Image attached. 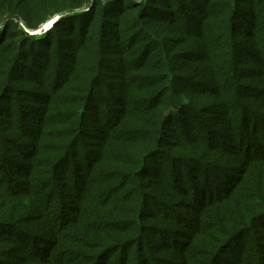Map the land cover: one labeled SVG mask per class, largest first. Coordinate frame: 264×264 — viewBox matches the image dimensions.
<instances>
[{
	"label": "rangeland",
	"instance_id": "rangeland-1",
	"mask_svg": "<svg viewBox=\"0 0 264 264\" xmlns=\"http://www.w3.org/2000/svg\"><path fill=\"white\" fill-rule=\"evenodd\" d=\"M17 1L12 0V10ZM47 1L49 18L40 16L44 20L31 27L28 15H3L0 6V44L5 45H0V84L10 67L4 59L21 64L27 37L49 47L33 53L34 69L31 60L26 68H15L23 82L0 101V264H232L239 238L227 248L224 241L237 218L217 206L192 216L197 210L183 205L191 200L174 183L181 179L182 157L215 155L210 162L230 165L231 174L248 182L264 169L251 162L244 170L240 154L228 145L212 152L203 142L206 137L246 142L247 124L264 129V0L232 2L238 11L250 9L247 22L231 14L232 0L212 5L195 0L190 8L183 6L187 0H165L168 5H159L163 11H154V25L179 38L174 51L135 61L127 56L122 24L117 36L106 39L115 47L109 48L100 80L87 44L94 28L78 35L79 26H89L87 14L69 20L94 13L93 0ZM101 1L105 7L120 2ZM64 19L63 28L52 29ZM15 45L24 50L13 53ZM12 97L17 104L10 106ZM178 99L185 105L172 108ZM246 118L233 131L234 122ZM148 140L146 149L142 143ZM157 147L152 168L130 179V165ZM190 173L195 177L198 170ZM213 173L206 177L217 184L221 178ZM185 183L187 189L196 186L194 179ZM222 215L232 222L224 223ZM137 219L146 226H132ZM187 232L189 237L183 235ZM161 234L164 241L173 239L168 246L159 242ZM258 243L250 241L252 247ZM186 244L184 254L175 250Z\"/></svg>",
	"mask_w": 264,
	"mask_h": 264
},
{
	"label": "trees",
	"instance_id": "trees-1",
	"mask_svg": "<svg viewBox=\"0 0 264 264\" xmlns=\"http://www.w3.org/2000/svg\"><path fill=\"white\" fill-rule=\"evenodd\" d=\"M78 1L76 4H80L81 1ZM120 2H116L111 7H105L103 5V2L101 0H93L94 5V13H80L78 15H74V17H69V20L76 19L81 20L86 17L85 14H87V18H89V26H79V33L78 35L83 36L85 32H89L94 28V34L92 37H89L88 39V47L91 50L92 56L95 58L93 59V63L97 67V74L99 75V79L103 77L102 75V69L104 66V63L106 61V56L110 53L109 48L115 47V44L109 43L106 44V39L108 35L114 33V36H117L119 27L123 24L125 25L126 30V42L125 46L127 47V56L132 57L135 61H137L139 58L145 56L147 53L154 54L156 52H160L161 56L166 57L170 55L174 51V44L173 41H176L178 39L171 38L169 36L161 34L157 29L154 23H156V20L158 17H156V14L154 13L155 10L163 11L162 8H159L160 4H167V1L165 0H146V3L143 5L133 3H126V0H119ZM129 1V0H127ZM232 0L228 3V6L231 8V14L236 15V18L238 21L246 20L248 21V18L251 16L252 12L248 8H244L241 11L236 10L232 6ZM12 0H2L1 3V10L3 15L6 14H14L13 17H19L18 15H28L26 20V24L28 27L38 25V22L44 20L43 18H40V16H47L48 17V1L47 0H18L16 3V9L12 10L11 8ZM36 3L35 9H33V4ZM209 5L214 4V0L208 1ZM127 4V5H124ZM193 4L197 5V2L195 0H187L186 3L183 4L185 8H190L193 6ZM249 6L251 8L250 3H246V7ZM168 8H171L168 6ZM70 9V8H67ZM99 9V11H98ZM63 10H57V13H61ZM165 11V12H170ZM35 14L32 16V14ZM89 14V15H88ZM32 16V22L29 23V19ZM67 16V15H66ZM65 16V17H66ZM70 16V15H69ZM46 19V20H47ZM66 19H64L61 22H55L53 24L52 29L57 30L59 28H63L64 22ZM60 21V20H59ZM242 23H239V26ZM67 28V27H64ZM73 29L76 30L77 26L74 25ZM245 29V27H244ZM68 31V30H67ZM93 32V31H92ZM8 33L6 32V35ZM15 32H9L8 37H13ZM241 36L240 34L234 35V37ZM183 39V38H182ZM64 41L63 43H65ZM169 42V43H168ZM4 43V42H3ZM1 43L0 45H2ZM164 43L166 45H164ZM25 46H27V50L23 52V56L20 61H22L21 64L19 62L13 61L11 59L5 58L4 60L10 61V67L5 73L4 84H0V101L3 100L5 95H9L8 92H16L15 83L17 82H23V78H20L22 75L19 73H15V68H26L29 63V60L32 62V66L36 65V61L33 57V53L38 50H44L45 52L49 50V47H46V42L44 44L42 43H34L33 38H26L25 40ZM41 44V45H40ZM5 45H2L1 48H4ZM14 52L13 53H20L24 50L18 45H15L13 47ZM51 50V49H50ZM25 53V57H24ZM240 57V52L237 53L236 59ZM31 66V67H32ZM13 67V68H12ZM28 67V68H31ZM34 69V66H33ZM34 71V70H33ZM32 71V72H33ZM12 90V91H11ZM23 90V89H22ZM182 94H187L186 91H181ZM185 92V93H183ZM22 94V93H21ZM21 96V95H20ZM24 96V95H23ZM25 97V96H24ZM23 97V98H24ZM184 99H178L174 101L173 105H171L172 108L177 106L178 108H182L184 104ZM17 104V98L12 97L11 104ZM188 108V106H187ZM88 108L87 110H89ZM244 120H238L234 122V129L233 131H237L244 122ZM240 124L238 127L237 124ZM264 125V124H263ZM248 129L247 133L243 135L246 142L243 140L237 139L234 143L231 144H225L223 140L217 141L215 139H211L210 137H206V139L203 140L204 144L208 147H213L212 152H217L220 149H223L225 145H228V147L232 148V150H235L234 152H238L241 156V160L244 164V170H247L249 168L250 163L255 162L260 164L257 169L260 167H264V129L261 127L254 129V123L247 124ZM258 129V130H257ZM231 130V129H229ZM257 130V131H256ZM262 131V133H261ZM259 132L261 134H259ZM161 131H158V135H160ZM254 134L256 137L251 138L249 135ZM150 141L143 142V146L149 144ZM149 145H147L145 148L147 149ZM159 149L158 147L155 149H151L148 151L145 156H142V160L138 162H134L130 165L131 169V175L132 177H129L130 179L134 180L135 177H142L144 169H150L152 168L150 166L151 164V156H153L155 152H157ZM204 154V153H203ZM234 154V153H233ZM204 156V155H203ZM215 157V155L208 154L203 158L192 156L188 158L182 157L180 162L177 166L179 167V174L180 180L174 184L178 187H176L177 191L181 190L184 191V197L186 199H190V204L183 203L186 208L190 209H196L193 215H200L203 214L208 208L216 207L220 210H222L224 213L226 211L231 212V216H234L237 218V222L234 224L236 227L232 234V236L229 235L226 242L225 247L227 248L233 241H237L239 238L240 241V248L238 253L231 254V260L232 264H264V232H261L258 230V228H264V169L263 170H257V174L254 176V180H251L248 182L246 179H237V174H231V168L230 165L228 167H219L220 165L215 162H210V158ZM148 160V161H146ZM179 160L178 158L176 161ZM148 165V166H147ZM58 168V167H57ZM147 170V171H148ZM190 170H198V174L193 177V175L190 173ZM210 170H214V174H216L217 178H221L220 181H217V184H213L211 180L207 179L208 172ZM220 174V176H219ZM190 176L187 178V176ZM211 174V176H213ZM230 177V178H229ZM194 179L195 185L193 188L187 189L188 185L185 183L188 179ZM214 178V176H213ZM215 179V178H214ZM181 181H183V184H179ZM248 182V183H247ZM245 183L247 184L248 188H244L241 184ZM221 184L223 187H226L224 190L221 188ZM204 189H202L203 187ZM209 186H213L211 190H208ZM197 187H201L200 190H197ZM186 188V189H185ZM185 199V200H186ZM184 202V201H183ZM226 202V203H225ZM233 207L234 210H229L225 205ZM214 205V206H213ZM222 220L224 223L228 224L232 221H229V223L226 222L224 215H222ZM196 221V220H195ZM132 226L135 224L136 226H139L140 228H144L146 225H144V221H141L140 219L135 220L131 223ZM151 224V223H150ZM189 223H187L186 226H188ZM153 226V225H148ZM145 232H155L153 229H145ZM183 235L188 236L190 235L189 232L183 233ZM162 234L160 235L161 238ZM232 236V237H231ZM189 237V236H188ZM158 238V239H160ZM172 238V237H171ZM259 243L257 245H254L253 247L250 245V241ZM173 239H170L168 241H164V239L161 238L159 242L162 243V246L168 244ZM190 248L189 244L184 245L183 248L176 247L175 250L178 252H182L184 254L185 250ZM222 249V248H220ZM219 252L222 253L223 251ZM185 257H187L185 255ZM186 261V264H191V261Z\"/></svg>",
	"mask_w": 264,
	"mask_h": 264
},
{
	"label": "bare ground",
	"instance_id": "bare-ground-1",
	"mask_svg": "<svg viewBox=\"0 0 264 264\" xmlns=\"http://www.w3.org/2000/svg\"><path fill=\"white\" fill-rule=\"evenodd\" d=\"M49 27V26H48Z\"/></svg>",
	"mask_w": 264,
	"mask_h": 264
},
{
	"label": "water",
	"instance_id": "water-1",
	"mask_svg": "<svg viewBox=\"0 0 264 264\" xmlns=\"http://www.w3.org/2000/svg\"><path fill=\"white\" fill-rule=\"evenodd\" d=\"M54 24V23H53Z\"/></svg>",
	"mask_w": 264,
	"mask_h": 264
}]
</instances>
